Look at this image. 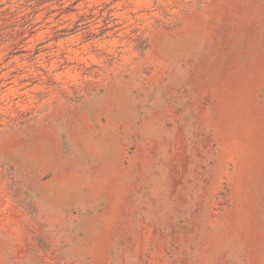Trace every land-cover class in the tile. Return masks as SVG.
Returning a JSON list of instances; mask_svg holds the SVG:
<instances>
[{"label": "rangeland", "instance_id": "rangeland-1", "mask_svg": "<svg viewBox=\"0 0 264 264\" xmlns=\"http://www.w3.org/2000/svg\"><path fill=\"white\" fill-rule=\"evenodd\" d=\"M0 264H264V0H0Z\"/></svg>", "mask_w": 264, "mask_h": 264}]
</instances>
